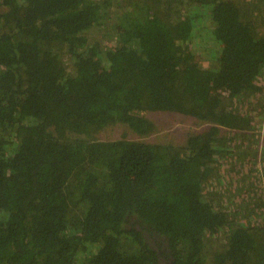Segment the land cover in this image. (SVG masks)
Listing matches in <instances>:
<instances>
[{
    "label": "trees",
    "instance_id": "trees-1",
    "mask_svg": "<svg viewBox=\"0 0 264 264\" xmlns=\"http://www.w3.org/2000/svg\"><path fill=\"white\" fill-rule=\"evenodd\" d=\"M260 131L264 0H0V264H264Z\"/></svg>",
    "mask_w": 264,
    "mask_h": 264
},
{
    "label": "rangeland",
    "instance_id": "rangeland-1",
    "mask_svg": "<svg viewBox=\"0 0 264 264\" xmlns=\"http://www.w3.org/2000/svg\"><path fill=\"white\" fill-rule=\"evenodd\" d=\"M168 114V113H167ZM163 115H159L157 117V122L160 123V128L161 130L158 132V134H153L152 135V140L153 139H158L163 142H168L170 140L173 141V143H182L185 140V135L187 131H191L193 128L194 123L191 120H184L182 117L175 118V115L168 114L164 118ZM263 131H260L259 136H256L255 134V143L252 137H247L248 141L251 139V143L247 142L245 143L242 140V145L240 146V150L243 152V160H252L254 159L253 155L257 157L258 152L261 150V148L264 150V137H260V134H262ZM108 133V132H107ZM113 134V133H112ZM112 134L110 136H112ZM109 136V137H110ZM257 137V138H256ZM249 150L248 149H252ZM248 150V154H246V151ZM236 152L237 149H234ZM245 152V154H244ZM237 153V152H236ZM224 174V171L222 172ZM217 182H215L216 184ZM220 184L219 186H221Z\"/></svg>",
    "mask_w": 264,
    "mask_h": 264
},
{
    "label": "flooded vegetation",
    "instance_id": "flooded-vegetation-1",
    "mask_svg": "<svg viewBox=\"0 0 264 264\" xmlns=\"http://www.w3.org/2000/svg\"><path fill=\"white\" fill-rule=\"evenodd\" d=\"M166 258H164V256L162 257H160V259H159V261L161 262V264H163V262H164V260H165ZM170 259V257L167 259V260H169Z\"/></svg>",
    "mask_w": 264,
    "mask_h": 264
},
{
    "label": "water",
    "instance_id": "water-1",
    "mask_svg": "<svg viewBox=\"0 0 264 264\" xmlns=\"http://www.w3.org/2000/svg\"><path fill=\"white\" fill-rule=\"evenodd\" d=\"M168 263H169V264L172 263V258H170V259L168 260ZM163 264H165V262H163Z\"/></svg>",
    "mask_w": 264,
    "mask_h": 264
}]
</instances>
